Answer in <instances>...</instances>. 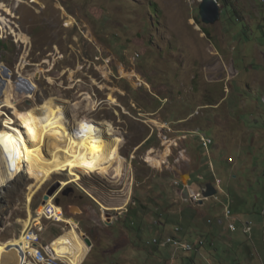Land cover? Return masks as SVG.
Masks as SVG:
<instances>
[{
	"label": "rangeland",
	"instance_id": "obj_1",
	"mask_svg": "<svg viewBox=\"0 0 264 264\" xmlns=\"http://www.w3.org/2000/svg\"><path fill=\"white\" fill-rule=\"evenodd\" d=\"M217 1L221 21L207 26L201 0H0V37L7 41L0 74H12L16 99L13 108L6 87L0 94V138L9 136L6 145L16 148L11 136L25 130L21 114L45 104L70 109L85 127L113 128L124 160L120 178L113 170L105 177L80 172L74 181L64 172L39 190L25 172L1 174L0 244L22 258L16 241L61 183L48 203L59 200L67 223L44 218L42 242L71 257L67 235L76 228L93 244L82 264H104L95 251L110 257L107 264H169L173 255L185 264H264V1L229 0L227 8ZM196 133L214 140L216 176ZM168 150L161 168L148 160ZM216 179L231 195L234 216L252 223L250 234L240 223L231 233L207 222L222 218V194L199 206L176 185L199 190ZM131 208L140 210L138 236L124 228ZM176 217L182 226L166 225ZM176 227L183 240L203 239L213 255L203 252L195 262L199 252L151 249L154 237Z\"/></svg>",
	"mask_w": 264,
	"mask_h": 264
},
{
	"label": "bare ground",
	"instance_id": "obj_2",
	"mask_svg": "<svg viewBox=\"0 0 264 264\" xmlns=\"http://www.w3.org/2000/svg\"><path fill=\"white\" fill-rule=\"evenodd\" d=\"M11 75L9 71L3 70L0 74V86L3 82H7L4 98L7 105L15 108L16 99H14L12 82L9 80ZM69 110L59 111L41 104L27 113L21 114L25 130L11 136L17 139L18 146L9 149L11 145H6L8 142L3 139L9 136L0 138V175L14 174L16 171L25 172L35 181V187L38 190L50 181L53 175L64 172H68L74 181L80 180L81 177L78 175L80 172L97 173L105 177L113 170L114 178L122 177L124 160L120 155V141L117 132L110 127L100 129L85 127L82 122H76L73 117L68 116ZM6 148L8 151L4 153ZM169 153L168 150L162 156L151 157L152 155H150L148 160L155 167L161 168L166 163ZM35 221L31 224H34ZM69 223L72 225L73 222L69 221ZM245 223L248 226V234H250L252 226L250 223ZM67 236L73 248L71 257L64 255L66 248L55 249L52 246L57 253L56 256L47 251L44 245V249H35V256H39L42 260H36L32 264H65V262L67 264H82L90 248L86 246L83 237L76 228L72 229ZM168 241L175 248H184L186 253L195 250L194 246H190L191 244L171 238L158 240V245L167 247ZM199 244L203 245V243ZM16 247L19 248L22 255L29 257L25 253L29 246L24 235L16 241ZM19 255L21 254H12V245L0 244V264H21Z\"/></svg>",
	"mask_w": 264,
	"mask_h": 264
},
{
	"label": "clouds",
	"instance_id": "obj_3",
	"mask_svg": "<svg viewBox=\"0 0 264 264\" xmlns=\"http://www.w3.org/2000/svg\"><path fill=\"white\" fill-rule=\"evenodd\" d=\"M262 1H264V0H262ZM218 2V1H217ZM219 3V2H218ZM220 5V4H219ZM221 7V6H220ZM221 17H222V10H221ZM221 21V20H220ZM4 38L3 37H0V40L2 41ZM4 71H6V69H4ZM4 83V82H3ZM3 83H2V85L0 86V88H2V86H3ZM7 84V83H6ZM5 87H6V85L4 86V88H3V90L5 89ZM3 90H2V93H3ZM199 135H204V136H206L208 139H210L211 140V144H210V147H209V154H207L206 153V151H205V148L204 147H202V144L200 143V138H199ZM196 136H197V140H198V143H199V145H200V147H201V149H202V151H203V154H204V156L207 158V159H209L210 160V173L214 176L215 175V167H214V164L212 163V161H211V159L213 158V156H212V154H211V152H212V149L214 148V140L212 139V137H210L209 135H207L206 133H196ZM213 168V169H212ZM216 176V175H215ZM202 179L203 180V176L202 175H200V177H199V179ZM217 180H219L220 182H221V187L220 188H222V181L220 180V179H216L215 180V182H209V183H211V184H213V186H214V188L217 190V193L213 196V197H211V198H205L204 197V199H202V200H200V201H198V202H195V201H191V202H193V203H195V204H198L199 206H204V202L205 201H207V200H210V199H213V198H215V199H218V195L219 194H222L223 196H224V198H225V202H224V206H223V208H222V214H223V216H222V218H219L218 220H216L215 219V221H213V219H211V220H208L207 222L209 223V224H213V222H215V223H220V224H223V226H226V230H228V231H230L231 233H235V232H233V231H231L230 230V228H229V223H228V221H227V219L225 218V212H224V208H225V206L227 205V204H229V206H230V209H231V212H232V216H233V218L234 219H238V218H236V216H234V214H233V207H232V199H231V195H230V193L228 194V192L227 191H225L223 188H222V190H223V192H220V190L218 189V187H217ZM208 183H204V185L202 186V187H200L199 188V190H194V189H192V188H190V185H186V184H182V183H179V182H177L176 183V185L177 186H183L182 188H183V192H185L186 193V200L188 201L189 200V197H188V193H187V187L188 188H190L191 190H193L194 192H201L202 194H203V190H205L206 189V185H207ZM61 189V188H60ZM59 189V190H60ZM58 190V191H59ZM57 191V192H58ZM56 192V193H57ZM66 192H68V191H66ZM56 195V194H55ZM65 195H67V193H65ZM204 196V195H203ZM228 197H229V199H228ZM55 198V196L52 198V199H54ZM136 200V199H135ZM57 201V200H56ZM56 201H55V203H56ZM54 203L53 202H51V203H47L46 205H44V206H42V207H44L45 209H46V207L47 206H53L54 207V211L56 210V208H59L61 211L59 212V213H62V215H61V217H60V219L61 218H63L65 215H64V212H63V209L62 208H60V207H58L59 205H53ZM135 205H136V202H135ZM132 209V208H131ZM128 210L129 209H127V214H128ZM38 213V212H37ZM264 213V212H263ZM162 214V213H161ZM107 215H109V214H107ZM110 216V215H109ZM108 217V216H107ZM126 217H127V215H126ZM65 218V217H64ZM47 219V218H46ZM48 220H50V221H52V222H54L55 224H57V225H61L62 223L63 224H65V223H67V222H63L62 220H59L58 222L56 221V220H51V219H48ZM126 220V219H125ZM239 220V219H238ZM247 223H250L251 224V226H252V223L251 222H248V221H246ZM77 223V222H76ZM77 224H79V222L77 223ZM44 226V225H43ZM65 226V225H64ZM78 226V225H77ZM177 226H182V225H177ZM241 229H242V227H241ZM237 230H238V222H237ZM180 231H181V229L179 228V227H176L175 228V232L173 231V232H171V233H173V235H166V236H161V237H159V236H156V237H154L153 239H152V241L149 243L150 245H151V249L153 250L154 248H159V249H166V248H169V249H171L172 251H176V252H182V253H184V254H193V253H195V252H199L201 249H203L204 247H205V241L203 240V239H201V238H198V240L197 241H194V243H191V242H189V241H186V240H183V239H181L178 235H179V233H180ZM252 231H253V226H252ZM44 233V232H43ZM244 233V232H243ZM83 237V240H84V242H85V244H86V238L84 237V236H82ZM87 238H89V237H87ZM168 238H171V239H174V240H178V241H181V242H185V243H189V244H192L194 247H195V250L193 251V252H190V253H186V252H183V251H179V250H176L174 247H172V246H167V247H158V246H154L153 245V241L155 240V239H157V240H159V241H162V240H164V239H168ZM90 239V238H89ZM42 240H43V234H42ZM91 240V239H90ZM92 242V241H91ZM200 242H202L203 243V245L202 246H200L199 245V243ZM43 243V242H42ZM53 243V242H52ZM44 245H46V244H44ZM87 245V244H86ZM196 245H198L199 246V248H200V250H197L196 249ZM46 246H50L51 248H52V244H49V245H46ZM92 246H93V244H92ZM87 247L88 248H92V247H89L88 245H87ZM53 249V248H52ZM90 249H89V252H90ZM91 253V252H90ZM90 253H89V255H90ZM19 257H20V259H21V264H25V262H24V255H23V257L21 258V255H19ZM178 259L175 257V255H173L172 257H170V259H168L167 260V262L169 263V264H178ZM195 264V263H194Z\"/></svg>",
	"mask_w": 264,
	"mask_h": 264
},
{
	"label": "built area",
	"instance_id": "obj_4",
	"mask_svg": "<svg viewBox=\"0 0 264 264\" xmlns=\"http://www.w3.org/2000/svg\"><path fill=\"white\" fill-rule=\"evenodd\" d=\"M199 138H200V143L202 144V147H204L206 153L209 154V147L211 144V140L208 139L204 135H201V137H199ZM217 187L220 190V192H223L222 188H220L221 182L219 180H217ZM186 191L188 193V197H189L190 201L198 202V201L204 199V196L201 192H194L193 190H191L188 187H187ZM53 211H54L53 206H47L45 213L38 214L36 216L35 223L29 224L28 227H26V232H25L24 236L26 238V242L28 243L29 247L25 251V253L27 254V256H29V260L32 263H35L36 260H42L39 258V256H35V249L36 248H43L44 249V244L42 243V234L44 232V226L42 224V220L44 218L56 220L57 222L60 220L62 213H58L56 216H53ZM224 212H225V218L227 219L228 223L230 224L229 228L231 231H233V232L237 231V222H238V223H240V225L242 227V231L244 232V234H248V226H246L245 222L233 218L229 204H227L225 206ZM200 243H202V242H200ZM153 245L158 246V240L157 239H155L153 241ZM168 246L173 247V245L170 241H168ZM190 246H193V245L191 244ZM175 249L184 252V248H175ZM50 253H55L52 248H51Z\"/></svg>",
	"mask_w": 264,
	"mask_h": 264
},
{
	"label": "water",
	"instance_id": "obj_5",
	"mask_svg": "<svg viewBox=\"0 0 264 264\" xmlns=\"http://www.w3.org/2000/svg\"><path fill=\"white\" fill-rule=\"evenodd\" d=\"M200 17L203 24L209 26L214 25L221 20V7L217 0H201L199 7ZM6 81L3 83L2 88H0V94L2 95V90L6 85ZM61 183L53 185L43 197L42 206L46 205L50 199H52L56 192L61 188ZM217 193V190L214 188L213 184L208 183L206 189L203 190V195L205 198H211ZM59 200L56 201V204L59 205ZM109 217V215H107ZM78 223V222H77ZM86 244L89 247H92V242L89 238H86ZM18 250V247L16 248Z\"/></svg>",
	"mask_w": 264,
	"mask_h": 264
},
{
	"label": "trees",
	"instance_id": "obj_6",
	"mask_svg": "<svg viewBox=\"0 0 264 264\" xmlns=\"http://www.w3.org/2000/svg\"><path fill=\"white\" fill-rule=\"evenodd\" d=\"M220 2H222V3H224V6H225V8H227V6H229L230 5V2H229V0H220ZM238 20V19H237ZM203 32L205 33V35L209 38V39H211L210 37H211V33H210V31H208V29L207 28H204L203 29ZM7 44V41H1L0 40V53H2V52H4V50L6 49V47L7 46H5ZM149 142V141H148ZM200 177V175H198V178ZM135 202H136V200H135ZM141 207V209L142 208H144L143 206H140ZM139 208H135V209H129L128 210V214H127V217H126V220L124 221V228H126L127 230H128V232H130V233H133V234H136L137 236L142 232V227H141V221H140V218H139ZM131 212L133 213V214H131ZM155 215L156 216H162V214H160V213H158V211H156V213H155ZM178 217H176V218H173L172 220H166V225L168 224L169 226H171V224L170 223H176L177 225H182V223L181 222H179L178 220H175V219H177ZM179 219V218H178ZM135 220L137 221V223L135 222ZM136 224H138L137 226H136ZM159 237H161V236H159ZM196 249L197 250H200V248H199V246L198 245H196ZM93 250V249H92ZM93 254V251L90 253V255H92ZM94 254L96 255V256H98L99 257V259H102V260H104V264H107L108 263V261L110 260V257H107L106 255H103V254H101V253H99V252H94ZM107 257V258H106ZM165 264H167V263H165Z\"/></svg>",
	"mask_w": 264,
	"mask_h": 264
},
{
	"label": "crops",
	"instance_id": "obj_7",
	"mask_svg": "<svg viewBox=\"0 0 264 264\" xmlns=\"http://www.w3.org/2000/svg\"><path fill=\"white\" fill-rule=\"evenodd\" d=\"M171 227V226H170ZM179 236V235H178ZM197 241V240H196ZM53 248V247H52ZM54 250V249H53ZM169 250H171V249H169ZM50 252H51V250H50ZM54 252H55V250H54ZM203 252H206V253H209L211 256L213 255L212 254V249L211 248H208V247H204L203 249H201L200 251H199V254L198 255H196L195 256V258H194V260H195V262H196V259L201 255V256H203ZM53 254H55L56 256H57V253L55 252V253H53ZM178 264H185L181 259H179V261H178ZM208 264H213V261L210 259L209 260V262H208Z\"/></svg>",
	"mask_w": 264,
	"mask_h": 264
},
{
	"label": "flooded vegetation",
	"instance_id": "obj_8",
	"mask_svg": "<svg viewBox=\"0 0 264 264\" xmlns=\"http://www.w3.org/2000/svg\"><path fill=\"white\" fill-rule=\"evenodd\" d=\"M64 196L67 197V196L65 195V192H64V194H63V197H64Z\"/></svg>",
	"mask_w": 264,
	"mask_h": 264
}]
</instances>
